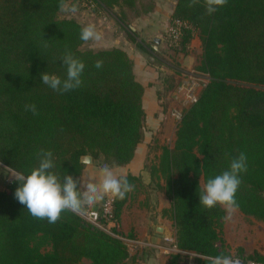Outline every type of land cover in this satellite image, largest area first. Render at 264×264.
Segmentation results:
<instances>
[{
    "label": "trees",
    "instance_id": "trees-1",
    "mask_svg": "<svg viewBox=\"0 0 264 264\" xmlns=\"http://www.w3.org/2000/svg\"><path fill=\"white\" fill-rule=\"evenodd\" d=\"M66 1L0 0V162L27 175L38 166L40 150H50L51 171L78 180L85 166L82 155L104 166L132 159L143 138L144 87L124 49H81L83 25L58 17ZM92 1L106 10L118 7L122 21L129 13L140 16L153 8L148 0ZM189 3L177 0L172 12L171 20L187 24L172 49L187 53L197 34L202 53L196 69L210 79L184 109L173 147L161 148L150 171L152 184L170 199L178 248L202 255L198 264H208L210 256L231 254L222 238L223 207L199 204L200 177L205 184L245 153L247 171L235 196L238 210L264 221V0H227L212 14L204 0ZM66 52L85 64L82 85L57 92L42 83L41 73L65 79ZM98 60L103 62L99 69ZM180 77L165 75L166 90H174ZM26 104H35L38 114ZM18 186L14 178L0 189V264H121L128 256L120 239L78 213L64 211L52 224L33 217L15 198ZM126 199L127 194L114 200L117 219ZM235 256L264 264L259 250L246 256L238 250Z\"/></svg>",
    "mask_w": 264,
    "mask_h": 264
},
{
    "label": "crops",
    "instance_id": "crops-1",
    "mask_svg": "<svg viewBox=\"0 0 264 264\" xmlns=\"http://www.w3.org/2000/svg\"><path fill=\"white\" fill-rule=\"evenodd\" d=\"M148 1L153 5L152 10L140 16L127 14V27L117 23L114 30L104 26L96 28L101 39L95 44L100 45V48L124 49L133 61L136 79L144 87L143 138L137 144L128 163L108 166L118 175L137 178L130 182L135 186L134 191L127 194L118 217L120 233L141 241L165 245L162 240L164 235H173L175 238V228L170 219L171 202L164 189H158L152 184L154 179L150 167L158 163L163 146L173 147L178 121L171 115V111L176 106L174 90H166L163 77L168 74L181 76L182 73L196 68L200 63L202 48L199 41L200 49L189 52L190 43L197 40L194 37L185 54L174 53L168 49L167 28L177 0ZM86 18L88 19L85 25L91 24V19ZM155 39L158 41L156 42ZM169 53H174L173 58H169ZM102 166L104 165L93 160L85 164L78 180L81 179V183L90 181L98 184V170ZM101 203L102 201L86 210L98 209ZM223 209L225 211L224 207ZM226 216L225 211L222 219V238L231 255L235 256L238 250H242V256L248 255L253 250L264 253V221L244 215L238 209L232 213L230 219H225ZM246 217H251V220L257 223V229H252L253 232L244 223ZM201 258L202 255L197 258V263ZM186 262L187 256L184 253L166 255L154 246H139L138 249L128 251V256L121 264H186Z\"/></svg>",
    "mask_w": 264,
    "mask_h": 264
},
{
    "label": "clouds",
    "instance_id": "clouds-1",
    "mask_svg": "<svg viewBox=\"0 0 264 264\" xmlns=\"http://www.w3.org/2000/svg\"><path fill=\"white\" fill-rule=\"evenodd\" d=\"M200 0H190L189 7L198 4ZM227 4V0H204L207 14H212ZM61 8L66 9L61 3ZM76 12L75 6L70 9ZM80 39L82 41H99L100 33L94 24H87L80 29ZM63 64L66 65V78L61 79L57 75L41 73L42 83L57 92H67L79 88L82 85L81 75L85 64L75 58L71 52H66L62 57ZM103 66L102 61H97L96 68ZM26 110L33 114H38L35 104H26ZM179 118V117H178ZM39 164L32 168L29 174L11 171L18 187L15 189V198L25 205L29 213L38 219H47L48 223L57 222L61 213L71 211L73 213L84 214L87 208L96 206L103 201L106 196H111L114 200H123L126 194L134 191L135 186L131 184L126 175L116 174L107 165L98 170L99 183L85 181L81 183L71 175H64L59 178L53 169V153L43 149L37 154ZM247 171V157L241 152L230 161L229 168L221 174L210 178L204 184L199 195V204L211 209L217 204L223 206L227 212L225 219H230L239 205L235 198L240 184L241 174ZM208 264H243L239 256L225 255L223 253L207 258Z\"/></svg>",
    "mask_w": 264,
    "mask_h": 264
},
{
    "label": "built area",
    "instance_id": "built-area-1",
    "mask_svg": "<svg viewBox=\"0 0 264 264\" xmlns=\"http://www.w3.org/2000/svg\"><path fill=\"white\" fill-rule=\"evenodd\" d=\"M185 26H187V24L182 20L173 19L170 21L167 28V41L169 46H175L178 44L182 35V29ZM209 79L210 76L207 72L198 70L196 68L182 73L180 80L174 89V97L180 100L181 106L179 108H174L171 111V115L177 121L181 119L184 111L183 109L197 101L201 90L208 83ZM13 179L14 176H8L6 184H9ZM79 215L88 223L120 239L125 244L127 251L138 249L139 246H154L156 248H159L166 255L171 253H184L187 256L186 264H198L197 258H199L200 255L192 251L182 250L178 248L173 235H164L162 240L166 244L158 245L150 241H141L137 238L128 237L121 234L118 226V219L114 214V199L111 196H106L98 209L85 210L84 214ZM243 264L260 263L243 261Z\"/></svg>",
    "mask_w": 264,
    "mask_h": 264
},
{
    "label": "rangeland",
    "instance_id": "rangeland-1",
    "mask_svg": "<svg viewBox=\"0 0 264 264\" xmlns=\"http://www.w3.org/2000/svg\"><path fill=\"white\" fill-rule=\"evenodd\" d=\"M64 5H65L66 9H68V10H63L61 8V10L58 12L59 18H73L76 21H78L79 23H81L83 26H85V22H87V19H88L86 17H89L91 19V24H94L95 27L98 29L100 26H104L107 28H113V30H114V26H116L117 23L118 24L121 23L120 25L123 24V26L127 27L126 19H124L123 21L118 19V13H119L118 7H114L111 10H106L104 8H99L92 0H67ZM72 6H75L77 9V11L74 13L70 11ZM129 14L132 15V13H129ZM194 37L197 38V40H193L190 43V47H189L190 51L189 52H196L197 50L200 49L199 48L200 39H199L197 34H195ZM134 38H136V37H134ZM95 43H96V41H93V40H89L87 42H84L81 45V49H92V50L101 49L100 48L101 46L98 44H95ZM166 44H167L168 49H171V51L174 53L176 52V51L172 50V46L168 45L167 38H166ZM174 53H169V58H173ZM198 62H199V59H198ZM174 101H176L175 107L179 108L181 106L180 100L174 97ZM184 109H186V107ZM0 170H1V172H0L1 173L0 174V189H6V187H7L6 185H8V184H6L7 178H8V176H13L11 171H14V170L8 168L7 166L2 164L1 162H0ZM199 182H200L201 186L203 187L204 182H203L202 177L199 178ZM221 207H223V206H221ZM244 223L250 229L251 232H253L252 229H255V230L257 229L256 228L257 223L252 221L251 217H246ZM82 261L84 263H89V260H87V259H83Z\"/></svg>",
    "mask_w": 264,
    "mask_h": 264
},
{
    "label": "water",
    "instance_id": "water-1",
    "mask_svg": "<svg viewBox=\"0 0 264 264\" xmlns=\"http://www.w3.org/2000/svg\"><path fill=\"white\" fill-rule=\"evenodd\" d=\"M155 41L157 42L158 40L155 39ZM80 161L84 164H87V163H91L92 161V158L90 155L86 154V155H82L81 158H80ZM79 178V177H78Z\"/></svg>",
    "mask_w": 264,
    "mask_h": 264
}]
</instances>
